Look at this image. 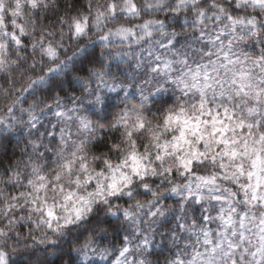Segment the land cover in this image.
I'll use <instances>...</instances> for the list:
<instances>
[{
    "label": "clouds",
    "instance_id": "1",
    "mask_svg": "<svg viewBox=\"0 0 264 264\" xmlns=\"http://www.w3.org/2000/svg\"><path fill=\"white\" fill-rule=\"evenodd\" d=\"M0 264H264V0H0Z\"/></svg>",
    "mask_w": 264,
    "mask_h": 264
}]
</instances>
